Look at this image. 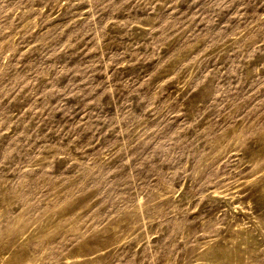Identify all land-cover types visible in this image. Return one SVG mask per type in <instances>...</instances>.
Returning <instances> with one entry per match:
<instances>
[{
    "label": "rangeland",
    "instance_id": "374dc122",
    "mask_svg": "<svg viewBox=\"0 0 264 264\" xmlns=\"http://www.w3.org/2000/svg\"><path fill=\"white\" fill-rule=\"evenodd\" d=\"M0 264H264V0H0Z\"/></svg>",
    "mask_w": 264,
    "mask_h": 264
}]
</instances>
